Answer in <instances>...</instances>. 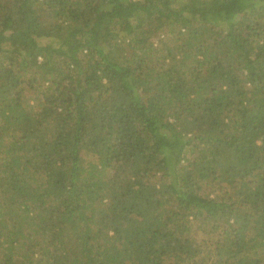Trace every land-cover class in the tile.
<instances>
[{"label":"trees","instance_id":"trees-1","mask_svg":"<svg viewBox=\"0 0 264 264\" xmlns=\"http://www.w3.org/2000/svg\"><path fill=\"white\" fill-rule=\"evenodd\" d=\"M0 264H264V0H0Z\"/></svg>","mask_w":264,"mask_h":264}]
</instances>
